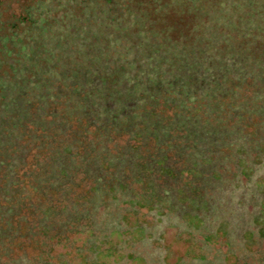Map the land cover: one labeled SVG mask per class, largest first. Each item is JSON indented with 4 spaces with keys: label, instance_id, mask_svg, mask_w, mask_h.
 Masks as SVG:
<instances>
[{
    "label": "rangeland",
    "instance_id": "obj_1",
    "mask_svg": "<svg viewBox=\"0 0 264 264\" xmlns=\"http://www.w3.org/2000/svg\"><path fill=\"white\" fill-rule=\"evenodd\" d=\"M127 2L9 43L0 227L43 264H264V0Z\"/></svg>",
    "mask_w": 264,
    "mask_h": 264
},
{
    "label": "trees",
    "instance_id": "obj_2",
    "mask_svg": "<svg viewBox=\"0 0 264 264\" xmlns=\"http://www.w3.org/2000/svg\"><path fill=\"white\" fill-rule=\"evenodd\" d=\"M4 1L5 0H0V62L11 53L12 48L8 46L9 43L15 42V39H17L19 35L25 34L22 39L19 38L20 47H24L33 29H50L51 26L52 30L54 28H68L70 26L68 23H72V19H79L84 14H88L89 11L90 13H100V15H110V18L107 17L108 20L114 22L118 19L119 23L122 19H120L116 11L121 7L123 12H128L127 0H14L12 6ZM155 1H159L157 4L159 7L167 4V0ZM56 14H59L57 18H55ZM23 40L26 41L23 43ZM3 72L5 73L7 71L3 70ZM0 205L4 206L5 204L0 203ZM24 221L23 214H19L11 219L10 222L5 223L11 226L9 227L10 231L0 227V264L4 262L10 263L16 260L20 261L22 258L26 259L31 264L49 262L44 255L53 251L52 247L56 243L43 247L40 242L33 241V245L24 242L25 239H22L24 232H20L24 227H27ZM64 227L65 226H57V228L52 227L53 232L55 233L57 231L56 233L58 234V231ZM17 228L19 232L16 235L15 231ZM70 228L71 226L68 227V229ZM12 235L16 236L12 237ZM2 237L10 242L2 244L4 240H2ZM56 245H58V243ZM47 255H50V257L52 256L51 253Z\"/></svg>",
    "mask_w": 264,
    "mask_h": 264
}]
</instances>
